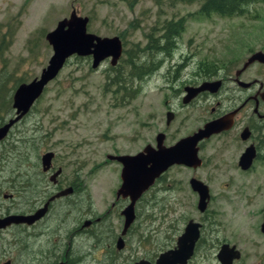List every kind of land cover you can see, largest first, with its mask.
I'll return each mask as SVG.
<instances>
[{"label":"rangeland","instance_id":"rangeland-1","mask_svg":"<svg viewBox=\"0 0 264 264\" xmlns=\"http://www.w3.org/2000/svg\"><path fill=\"white\" fill-rule=\"evenodd\" d=\"M197 6L169 2L156 6L152 0H0V83L4 81L6 87L18 78L28 82L38 76L51 54L45 33L72 10L87 17V32L101 37L117 36L122 44L114 65L107 59L92 68L90 55H72L66 59L28 112L11 128L9 140L15 148L5 160L0 159V182L7 186L6 180L17 173L21 177L20 181L14 180L16 184L29 182L34 172L32 164L35 160L39 164L40 155L52 151L54 168H61L58 181L83 182L92 199L84 195L73 209L53 213L64 214L68 219L64 225L61 222L62 233L74 226L73 217L84 213L90 202L92 210L101 214L119 182V166L105 155L134 153L147 143L154 145L157 132L164 133L165 145L185 135L195 126L201 112L178 108L176 118L171 88L187 85L186 80L196 78L201 70L200 62L216 64L222 74L223 64L237 61L239 58L234 56L240 53L243 56L248 44L254 46L262 38L259 35L264 29L263 4L253 5L243 14L229 18L189 16ZM180 15L186 17L184 30L170 59L143 79H132L128 84L123 80L125 87L118 89L115 81L122 78V70H128L123 63L124 51L135 45L143 46L144 33L153 23ZM134 20L137 26L131 28L128 24ZM167 111L174 114L168 124L165 123ZM10 114L11 110L4 118ZM260 161L250 171L241 172L233 165L234 156H222L219 167L197 170L196 177L208 185L211 199L205 215L209 219L202 222L201 242L188 264H219L216 250L222 241L240 250L237 264H264V234L258 230L264 211V159ZM161 176L140 202H143L141 215L145 217L142 221L137 219L131 228L132 250L117 252L114 264H123V259L129 260V257H156L174 243L175 225L180 227L188 217L200 222L196 196L187 184L190 171L172 165ZM36 181H42L39 174ZM174 186H177L178 199H175ZM80 209L84 210L80 212ZM61 220L56 216L53 224ZM111 222L116 230L119 219L115 214ZM137 238L140 241L136 243ZM82 239L84 243L90 240L88 236L78 235L71 240L76 246L83 243ZM101 245L104 244L96 246L98 249L90 251V255L103 256ZM83 247L86 251L87 245ZM84 260L78 264L91 261Z\"/></svg>","mask_w":264,"mask_h":264},{"label":"flooded vegetation","instance_id":"flooded-vegetation-1","mask_svg":"<svg viewBox=\"0 0 264 264\" xmlns=\"http://www.w3.org/2000/svg\"><path fill=\"white\" fill-rule=\"evenodd\" d=\"M263 36L264 29L262 34L259 35V37L262 38H258L254 46H249V44L246 46V54L242 56L240 53L234 56L239 58L237 61H227L228 65H222V74L220 73L219 67L213 63V68L206 71L199 70L200 72H198L196 78L186 80L187 85L181 87L177 85L176 87L171 88L176 101V118L178 108L198 109L199 112H201V114L196 117L197 123L195 126L187 133L185 132V135L178 136L176 141L184 136L194 133L197 129L202 127L204 123L212 120L220 119V127L217 131H214L196 141L195 148L196 157L198 158L197 162L194 161L192 163L193 165L174 164L177 167L186 168L191 173V176L187 179V184L190 191L196 196L195 208L197 209L196 204L198 194L189 184L191 178L200 181L207 187L208 198L203 211L197 209L200 222L188 217L186 220H183L180 227H176L175 225L176 236L174 238V243L168 245L164 250L175 246L176 238L180 235L188 220L199 224L198 237L194 242L192 255L199 242H201L200 234L203 224L202 222H204L205 219H209V217L205 215L207 214L206 209L211 199V194L208 185L204 183L202 179L196 177L197 170L205 167L212 170L213 168L219 167L221 164L220 157L223 156L226 158L227 156H234L235 162L233 165L235 168L239 169L241 172H248L254 168L257 162L264 159ZM253 55L256 56L253 57V59H250ZM107 59L109 58H105L102 61ZM102 61H100V63ZM201 63L202 62L199 64ZM174 67L175 73L173 74V77L176 80V65ZM202 82L217 84H209L207 89H202L194 95H189L190 90H187L186 88H195ZM19 83L20 82H17L15 87ZM9 88V86H5L7 91ZM14 88L10 91L9 106L11 114L7 118H4L3 115V120L0 122V125L14 114L11 106V97ZM173 115L174 114L172 113V117ZM19 121L20 119L13 123L8 129L6 135L0 139V149H3L0 153V159L2 160H5L7 154L12 152V149L15 148V145L9 140L12 138L10 132H12L11 128ZM247 152L251 153V161L246 168H242L239 163V158L241 155L246 157ZM53 158L54 153L50 159V165L45 171L41 168L40 157L39 164L35 160V163L32 164L34 172L31 174L32 177L29 182H18L17 184L14 182V180L20 181L21 173H17L13 175L12 179L6 180L9 181L7 186H5L3 182H0V199H2L0 200V221H6L0 225V264H78L85 261V258L91 260L89 264H114L117 252L122 253L125 249L126 251L132 250L130 243L134 239V236L132 234L133 232L131 233V228L137 219L142 218L140 219L142 221L145 217V215H141L143 202L142 204H140V202L143 200L145 193L150 187L135 200L133 205L134 219L129 223L128 227L125 228L124 232V216L121 211L128 204L129 198L128 196H121L116 192L120 184V178H118L119 182L116 185L117 187L112 192L113 198H111L108 207L101 212V214H96L95 210H92L93 204L90 202V205L86 210L80 209V212L81 210H84V213H79L78 216L73 217L74 226L67 229L69 233H62L61 222L63 221L64 225L68 222V219L64 214L53 215V213L57 214L61 209H73V207H76L82 202L84 195H86L89 200L91 199V196L85 184L83 182H76V179H74L73 182L60 183L58 177L61 173V168L59 166L54 168L52 162ZM109 161L117 164L120 172V164L115 160ZM243 164L245 163L243 162ZM57 169H60V171L55 176H52L53 172ZM38 174L42 178L41 182L36 181V175ZM162 174L163 173H161L158 176L159 178L157 177L150 186H153L154 183L162 177ZM66 189L67 191L64 194L54 196L56 193ZM176 190L177 186H174L175 199H178L179 197H176ZM3 200L7 201V203L4 204ZM61 202H63V205ZM54 205L55 210L53 211ZM41 208H43V212L40 216L35 219H24L25 216L30 217ZM138 212L140 214H138ZM263 212H261V221L258 224V230L260 233H262L260 231V224L262 222ZM114 214L119 219V225L116 230L114 224L111 222ZM56 216L61 217L62 220L54 225L53 222L56 219ZM75 235H78L81 238L88 236L90 240L84 243V239H82L83 243L74 246V242L71 239ZM139 241V238H137L135 242L137 243ZM101 243L104 245L100 246L103 253L100 252L105 254L103 256L100 255L98 258L90 255V251L97 250L98 247L96 246H99ZM223 244L233 246L238 250L239 257L233 259L231 262V264H237L240 260L241 254L240 250L234 244L230 245L228 242L222 241L219 243L216 253ZM83 245H87L86 251H84L85 248ZM140 259L152 263L155 257H129V260L124 258L123 264H132ZM190 259L191 257L187 260L186 264H188ZM92 260H95V262H92Z\"/></svg>","mask_w":264,"mask_h":264},{"label":"water","instance_id":"water-1","mask_svg":"<svg viewBox=\"0 0 264 264\" xmlns=\"http://www.w3.org/2000/svg\"><path fill=\"white\" fill-rule=\"evenodd\" d=\"M86 23V16H79L72 10L67 17L58 20L53 29L45 33L44 39L50 46L51 54L47 59L46 65L40 69L38 76L33 77L28 82H21L14 88L11 97V106L14 114L0 125V139L6 135L13 123L28 112L34 101L41 94L46 83L56 76L69 56L90 55V66L92 68L97 67L100 61L105 58H109V64L111 65L116 63L122 51L120 39L117 36L101 37L87 32ZM255 56H251L250 59H253ZM209 84L216 85L217 83L202 82L195 88L187 87L186 89L190 90L189 95H194L202 89H207ZM165 116V123L168 124L172 118V112L167 111ZM219 127L220 119L206 122L194 133L184 136L169 145L163 143L164 133L157 132L154 137L153 146L147 143L134 154L106 155L108 160H115L121 166L119 172L120 184L116 192L121 196H128L129 198L128 204L121 211L124 216L123 232L134 219L133 205L135 200L168 167L176 163L193 165L194 161L197 162L196 141L217 131ZM52 156V151H46L40 155L42 170L48 169ZM250 161L251 153L249 152L246 153V157L241 155L239 158L242 168H246ZM59 171L60 169L54 171L52 176H55ZM189 184L198 194L197 209L203 211L208 198L207 187L193 178L189 180ZM66 191L67 189L60 191L54 196L64 194ZM42 212L43 208L37 210L30 217L25 216L24 219H35ZM4 222L6 221L1 220L0 225ZM198 225V223L188 220L180 235L177 236L174 247L159 252L152 263L140 259L132 264H186L192 255V248L198 237ZM260 231L264 233V212L262 214ZM238 257V250L226 244L221 245L216 253L219 264H231L232 260Z\"/></svg>","mask_w":264,"mask_h":264},{"label":"trees","instance_id":"trees-1","mask_svg":"<svg viewBox=\"0 0 264 264\" xmlns=\"http://www.w3.org/2000/svg\"><path fill=\"white\" fill-rule=\"evenodd\" d=\"M156 6H163L166 2L175 4H197V9L189 16L196 14L197 16H211L229 18L243 14V12L250 10V7L256 4H263L264 0H152ZM185 16H178L176 18L163 19L161 22L153 23L149 27L148 32L144 33L145 44L143 46L135 45L124 51L125 58L123 63L128 67L127 71L122 70V78L115 81L119 85L118 89L124 88L122 86L123 80L126 79L128 84L132 79H143L144 76L150 75L154 72L164 60L170 59L172 51L178 45V38L184 30ZM136 20L129 22L128 26L135 28L137 26ZM42 35V34H40ZM202 71L213 68V64L203 62L198 65ZM119 71H116L118 74ZM113 78V77H112ZM111 78V79H112ZM23 81L17 79L10 86L9 90L5 89V82L0 83L3 97L0 99V122L3 120V115L10 111V91L15 87L17 82ZM124 83V82H123Z\"/></svg>","mask_w":264,"mask_h":264}]
</instances>
